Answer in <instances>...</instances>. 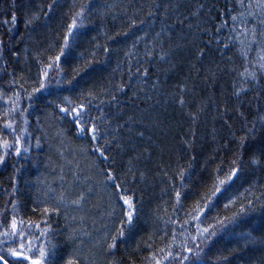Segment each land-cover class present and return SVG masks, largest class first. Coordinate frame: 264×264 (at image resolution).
<instances>
[{
    "label": "trees",
    "instance_id": "1",
    "mask_svg": "<svg viewBox=\"0 0 264 264\" xmlns=\"http://www.w3.org/2000/svg\"><path fill=\"white\" fill-rule=\"evenodd\" d=\"M0 158V234L39 235L46 264H264V0H0ZM73 174L136 217L83 205Z\"/></svg>",
    "mask_w": 264,
    "mask_h": 264
},
{
    "label": "rangeland",
    "instance_id": "2",
    "mask_svg": "<svg viewBox=\"0 0 264 264\" xmlns=\"http://www.w3.org/2000/svg\"><path fill=\"white\" fill-rule=\"evenodd\" d=\"M81 18L82 19H86L87 17L81 16ZM79 29H80V31H82L81 28H79ZM246 42L248 43L247 47L250 46L252 49L254 48V42H252L249 39L246 40ZM254 53H255V51H254ZM258 56L261 59L263 58V54H259ZM57 60H58V63H59V59L58 58H57ZM55 65L56 64L54 63L53 67ZM261 66L263 67V65H261ZM49 70H50V68L48 69V71ZM53 73H54V75L53 74L51 75L50 72L49 73H45V75H44L45 82L43 83V88L41 90V92H43V94L41 93L43 96H45L47 98H51V99L56 94L58 83L61 82L62 79L68 77V75H69V73L62 74V73H59L57 71H54ZM50 77H52V78L49 79ZM53 79H54V81H53ZM66 88H67L68 91L71 90L69 84L66 87H64V89H66ZM62 100L63 101L65 100L64 95L62 97ZM40 106H42V105H40ZM43 108H46V107H43ZM43 108H40V112L43 111L42 110ZM59 111H60V119L61 120H64V118L69 117L68 116L69 112L67 113L63 109H59ZM38 113H39V110H38ZM83 114H84V110H77L74 115L82 117ZM32 115H35V113L32 114ZM81 117H78V118L81 119ZM91 125H93V123H91ZM6 132H7V134H6ZM8 133H9V137L12 136V142L14 144L13 147H9V148L12 151L13 156L15 157L14 159L18 163L17 168H14V169H16V171H18V172L19 171L21 172L26 160H28V159H33L34 160L33 152H30L32 150V148L29 147V146L25 148V146H26L25 141L26 142L28 141V136L24 132V129H23V126H22L21 122L13 121L9 125H7L5 127V129H4V136L6 137V135H8ZM57 138H58V135H57ZM9 144H10V146L13 145L11 143H9ZM70 152H72V151L68 150V149L66 150V153L70 154ZM3 154H4V152H3ZM64 155L65 154L61 155L60 157L63 158ZM0 160H1L0 166H5L6 164H5V162L3 163V159L0 158ZM93 170L91 172H93ZM62 171H68V166L64 167V170H62ZM66 174L69 175L70 173L67 172ZM97 174L101 175V172H99ZM63 175H65V173ZM73 176H74L73 178L76 180L75 185H72L74 187V193H75V195H77V197L80 195V200H81L80 202L83 203V205L86 202H88V199L90 197L97 196V197H100V198H110V201L106 200V202L109 203L110 206H112V207L114 206V208H116V211L119 210L121 214L123 213V218L125 219V217H126V219H127V221L129 223H130V221H132V219H134L136 217V212L134 210V206L132 204V201L130 199H126V197H124L123 195L121 196L119 193L115 194L111 190L110 187L109 188L106 187L105 182H104V184L99 185L96 182L93 183L91 178H87V177L84 178L83 175L79 176L77 174H73ZM41 185H43V183H41ZM49 189L48 188H43V191H44L43 193H46V196H44L45 198H50V197L54 196L53 192H50ZM63 190L65 191L66 187H64ZM69 190L70 191L66 192V194L65 193H63V194L72 195L71 188ZM67 193H70V194H67ZM37 194H38V192H36V196H37ZM125 200H129L131 202V207H129V204L125 203ZM64 204L70 207V205H69V203L67 201ZM64 204L60 205V207L62 209L66 210L67 207H65ZM71 210H74V209H71ZM74 211L79 212L77 210H74ZM81 211H82V209H81ZM124 211H125V213H124ZM129 213H131V219H129ZM115 214L113 215V216H115L113 219H117L118 215H120L119 212L118 213L115 212ZM249 215L250 214H248V215L246 214L244 217H247ZM127 221H126V223H122V225L124 227H127L129 225V223ZM8 226L12 229V227H11L12 225L11 224L8 225ZM241 230H243V229H241ZM4 231H3L2 234H0V246H5V247H8V248H11V250L12 249L15 250V252L18 255H15V256L12 255V257H14L17 261H25L26 264H32L33 260L39 259V257H40V253L39 252H40L41 248L44 247V245L42 243L37 244V242L32 241V240H38L39 237H40L39 235H36L37 236V238H36V236L34 234H29V231L21 232V231L10 230V231L7 232V233H9V235H7V237L10 236V238H11V240H9L8 238H4V234L6 233ZM238 231H240V229L236 230V232H238ZM116 232H118V231H115V233ZM193 232L197 233L198 235H202L203 234L202 231H193ZM108 234L109 233H107L106 236H108ZM20 235H23V236H21V239L18 238ZM188 235H191V234H188ZM184 236H187V235L184 234ZM184 236H183L184 241L186 243H187V241L189 242L190 241L189 238L186 241ZM15 238H17V239H15ZM86 241H87V243H92L91 240H86ZM43 249H45V248H43ZM33 255H38V256H35V259H32ZM25 256H27L28 259H25L24 258ZM42 264H43V262H42Z\"/></svg>",
    "mask_w": 264,
    "mask_h": 264
},
{
    "label": "snow or ice",
    "instance_id": "3",
    "mask_svg": "<svg viewBox=\"0 0 264 264\" xmlns=\"http://www.w3.org/2000/svg\"><path fill=\"white\" fill-rule=\"evenodd\" d=\"M233 19H235V17H233ZM14 20H15V18L13 17V21H14ZM93 132H95V129H93ZM93 138L95 139V136H93ZM110 178H111V177H110ZM221 183H223V181H221ZM217 191H219V189H217ZM125 203L129 204V207H131V202H130L129 200H125ZM197 218H198V217H197ZM129 219H131V213H129ZM12 227H13V230L15 231V229H16V222H15V221H13ZM204 231L206 232L207 229H204ZM21 234H22V233H21ZM41 234L43 235L44 233H41ZM5 235L7 236L8 233H5ZM11 254H12L13 256L18 255L15 251H12ZM46 256H47L46 251H45L43 248H41L39 259H37V260H33V261H32V264H42V262H43V264H46ZM24 258H25V259H28L27 256H25ZM185 259H187V257H185ZM0 261H4V264H8V262H7L6 260H4V257H2V256H0ZM158 264H159V262H158Z\"/></svg>",
    "mask_w": 264,
    "mask_h": 264
},
{
    "label": "water",
    "instance_id": "4",
    "mask_svg": "<svg viewBox=\"0 0 264 264\" xmlns=\"http://www.w3.org/2000/svg\"><path fill=\"white\" fill-rule=\"evenodd\" d=\"M0 264H4V261H0ZM9 264V263H8Z\"/></svg>",
    "mask_w": 264,
    "mask_h": 264
},
{
    "label": "bare ground",
    "instance_id": "5",
    "mask_svg": "<svg viewBox=\"0 0 264 264\" xmlns=\"http://www.w3.org/2000/svg\"><path fill=\"white\" fill-rule=\"evenodd\" d=\"M70 6H72V5H70Z\"/></svg>",
    "mask_w": 264,
    "mask_h": 264
}]
</instances>
